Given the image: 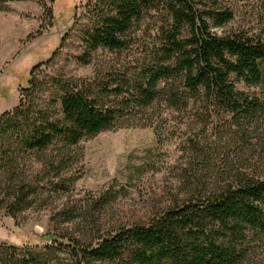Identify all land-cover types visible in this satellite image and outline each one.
<instances>
[{
    "label": "trees",
    "instance_id": "1",
    "mask_svg": "<svg viewBox=\"0 0 264 264\" xmlns=\"http://www.w3.org/2000/svg\"><path fill=\"white\" fill-rule=\"evenodd\" d=\"M86 8L80 32L90 50L124 48L135 22L150 11L162 13L160 57L128 79L55 80L60 95L45 107L34 103L38 85L31 71L17 104L0 113V212L16 222L43 192L66 189L75 180L67 172L82 155L81 141L120 126L131 105L146 109L161 102L176 112L205 113L207 143L190 142L196 173L185 176L182 196L148 222L114 232L98 224L75 234L69 224L76 223L63 209L56 232L41 236L44 244L0 242V264H240L250 252L249 238L264 233V173L249 156L237 157L264 135V96L238 89L234 79L248 86L262 82L264 42L212 33L204 17L219 27L232 12L200 11L197 0H89ZM185 27L188 37H182ZM110 94L127 98L109 104ZM216 149L224 153L223 167L202 169L209 165L203 163L208 150ZM110 195L107 201L115 199Z\"/></svg>",
    "mask_w": 264,
    "mask_h": 264
},
{
    "label": "rangeland",
    "instance_id": "2",
    "mask_svg": "<svg viewBox=\"0 0 264 264\" xmlns=\"http://www.w3.org/2000/svg\"><path fill=\"white\" fill-rule=\"evenodd\" d=\"M88 1L0 2V113L17 104L19 89L27 85L31 71L38 85L34 103L45 107L52 106L60 95L55 80H109L111 74L128 79L160 57L163 14L151 11L134 23L124 48L90 50L80 32L87 22ZM197 7L200 11L232 12V18L219 27L209 16L204 17L217 36L242 34L264 42V0H219L217 4L197 0ZM189 34L185 27L182 37ZM262 67L263 79L258 86H248L232 76L235 86L264 96V62ZM115 87L112 85L109 90ZM127 89L124 87V92ZM126 94L123 98H127ZM123 98L110 94L108 101L114 104ZM205 117L202 112L199 116L195 111L176 112L161 102L146 109L131 105L121 117L120 126L81 141L82 155L67 172L75 180L66 189L40 194L17 223L0 212V242L18 246L44 244L41 236L56 232L54 220L64 219L59 215L63 209L76 223L69 224L75 234L80 229L95 230L98 224L102 230L114 232L120 227L148 222L171 206L176 195L182 196L185 176L196 173L197 165L193 163L197 154L190 142L196 139L200 144L207 143L203 137ZM211 120L215 122L216 117ZM207 128L209 131L212 125ZM260 137L258 145L237 157L249 156L251 164H257L253 166L264 173V135ZM207 139L210 142L214 137ZM223 154L219 149L208 150V159L203 163L209 165L202 169L223 167ZM233 154L230 153L232 157ZM110 194L115 199L107 201ZM249 240L250 252L240 264H264V233L253 234ZM102 264L130 263L109 260Z\"/></svg>",
    "mask_w": 264,
    "mask_h": 264
}]
</instances>
